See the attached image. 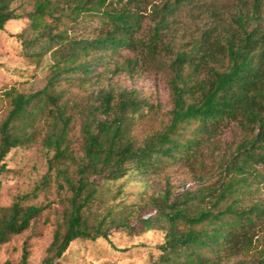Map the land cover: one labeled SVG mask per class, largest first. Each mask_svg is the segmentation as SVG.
Returning a JSON list of instances; mask_svg holds the SVG:
<instances>
[{"label":"trees","instance_id":"trees-1","mask_svg":"<svg viewBox=\"0 0 264 264\" xmlns=\"http://www.w3.org/2000/svg\"><path fill=\"white\" fill-rule=\"evenodd\" d=\"M16 1L0 0V32L7 23L25 18L26 29L16 35L21 51L37 63L48 57L49 75L35 92L5 93L0 174L7 171L4 160L12 150L39 142L47 172L36 191L52 174L65 189L60 218L40 264L56 263L74 241L112 245L111 228L132 237L158 232L162 242L149 264H224L248 253L263 233L262 249L252 264H264V201L247 203L246 197L264 187L262 0H252L250 6L236 0L233 11L221 3L231 0H164L152 5L148 15L150 0H18L15 6ZM184 8L199 12L204 21L173 53L166 34ZM146 18L153 27L144 35ZM88 24L95 27L85 36L81 32ZM168 54L173 57L166 60ZM140 64L167 76L171 99L167 122L141 141L133 129L145 110L154 107L137 91L100 88L82 103L74 99V91L91 84L99 68L134 73ZM231 124L241 137L219 162L216 179L176 195L169 189L146 195L148 179L200 160L201 149ZM76 125L79 153L70 139ZM131 177L143 189L136 195L142 203H128L124 196L122 187ZM113 190L110 203L104 197ZM27 198L24 194L0 207V246L27 231L50 207L26 205ZM92 208L97 210L93 216ZM135 219L136 228L130 224ZM28 256L24 247L20 264H29Z\"/></svg>","mask_w":264,"mask_h":264},{"label":"rangeland","instance_id":"rangeland-1","mask_svg":"<svg viewBox=\"0 0 264 264\" xmlns=\"http://www.w3.org/2000/svg\"><path fill=\"white\" fill-rule=\"evenodd\" d=\"M163 1L150 0L145 15H148L152 5H159ZM251 1L244 0V5L250 6ZM235 2L236 0H231L221 3L225 10L233 11ZM262 3L264 16V0ZM18 4L17 0L15 6ZM25 7L27 11L32 8L31 5H25ZM198 13L184 8L175 19V23L166 34V42L171 45L173 53L179 47L186 45L202 27L204 20H199L200 13ZM27 24L25 18L11 21L7 23L4 31L0 32V117H3L8 109V99L5 97V93L11 89L35 92L44 86L49 75L48 57L37 63L24 57L21 51L16 35L23 32ZM94 27V24H88V27L81 33L90 36ZM143 27L144 35H147L153 27V22L146 18ZM172 57L173 55L168 54L166 60ZM97 73L99 76L93 78L91 84L74 91V99L78 103L84 102L91 92H96L100 88L115 92L123 89L135 90L139 93L140 98L154 107L152 111L145 110L144 115L137 121L133 129L135 137L141 141L146 136L160 130L167 122L171 99L167 89V76L161 70L151 65L140 64L134 73L113 74L103 68H99ZM78 105L76 104L74 111L79 108ZM240 137L239 130L234 124H231L223 130L213 144L206 145L201 149L200 160L191 162V164L172 166L164 173L148 179L146 195L165 189L171 190L176 195L186 189L199 187L202 180L216 179L219 162L233 150ZM70 139L72 148L76 153H79L78 125L71 131ZM4 163L7 171L0 174V207H8L24 194H28L24 204H50V207L31 224L27 231L13 237L6 245L0 246V264H20L24 247L29 253L28 263L40 264L45 257V250L52 241L56 222L60 218L59 199L64 195L65 189L62 186V181L52 174L49 182L41 190L36 191V187L40 185L47 172V158L39 142L12 150L5 158ZM137 179V177L129 178V181L122 187L128 203H142L136 197L137 193L143 190ZM114 192L115 190L111 194H106L104 199L111 203ZM246 197L247 203L258 199L264 201V187L259 186L257 192ZM96 211V208H92V216ZM141 213L143 217L148 216L143 213V210ZM130 224L135 228L138 225L136 219L131 220ZM262 237L263 233H260L254 238L253 246L248 253L227 259L224 264H236L237 262L252 264L262 249ZM109 239L112 245L105 240L74 241L63 257L54 264H149L150 256L157 255L155 248L162 242V236L155 231L132 237L115 228L109 230Z\"/></svg>","mask_w":264,"mask_h":264}]
</instances>
